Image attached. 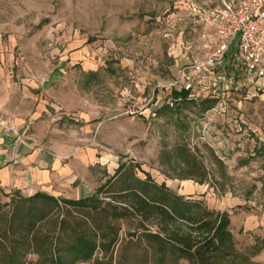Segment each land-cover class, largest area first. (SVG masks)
Masks as SVG:
<instances>
[{
    "label": "rangeland",
    "instance_id": "374dc122",
    "mask_svg": "<svg viewBox=\"0 0 264 264\" xmlns=\"http://www.w3.org/2000/svg\"><path fill=\"white\" fill-rule=\"evenodd\" d=\"M220 1L0 0L5 120L28 135L41 124L55 148L49 151L77 164L85 194L98 190L122 162L194 200L207 203L215 193L259 202L264 96L248 101L234 93L226 104L214 100L208 108L204 98L174 87L176 46L203 56L215 44V30L193 18L191 6L216 9ZM177 145L204 159L207 183L176 176L171 154ZM9 201L0 193V203Z\"/></svg>",
    "mask_w": 264,
    "mask_h": 264
},
{
    "label": "trees",
    "instance_id": "16d2710c",
    "mask_svg": "<svg viewBox=\"0 0 264 264\" xmlns=\"http://www.w3.org/2000/svg\"><path fill=\"white\" fill-rule=\"evenodd\" d=\"M213 103L204 102L208 108ZM171 158L180 180L208 182L209 167L188 146L177 145ZM138 171L136 164L121 162L80 200L3 194L10 201L0 203V264H262L255 260L257 250L236 244L229 213Z\"/></svg>",
    "mask_w": 264,
    "mask_h": 264
},
{
    "label": "built area",
    "instance_id": "2783aa9c",
    "mask_svg": "<svg viewBox=\"0 0 264 264\" xmlns=\"http://www.w3.org/2000/svg\"><path fill=\"white\" fill-rule=\"evenodd\" d=\"M191 15L215 30V44L203 56L176 46L171 56L177 64L174 87L193 98L221 101L234 93L245 100L262 95L264 80V0H224L223 7L191 6ZM0 130L13 129L0 107Z\"/></svg>",
    "mask_w": 264,
    "mask_h": 264
},
{
    "label": "crops",
    "instance_id": "0c3cea01",
    "mask_svg": "<svg viewBox=\"0 0 264 264\" xmlns=\"http://www.w3.org/2000/svg\"><path fill=\"white\" fill-rule=\"evenodd\" d=\"M220 2L218 9L223 7L224 0ZM176 73L175 80L178 70ZM260 83L264 88V80ZM263 96L264 89L262 95L257 98L261 99ZM228 100L229 98L227 102ZM12 129L11 132L0 130L1 194L12 196L20 193L29 198L37 193H45L69 200H80L91 196V193H84L83 182L75 176L77 164L73 161L67 163L60 153L49 151L55 148L50 147L49 142L42 135L41 124L35 125L36 133L33 135H28L27 131L21 133ZM86 162L89 161L86 159ZM70 192L73 195H70ZM204 193L203 191L202 194ZM211 194L214 198L207 199V206L230 214L231 230L237 245L239 247L245 245L257 250L255 260L264 264V193H261L260 201L256 203L253 200L240 198L235 200L219 197L215 193ZM211 194L208 193V196Z\"/></svg>",
    "mask_w": 264,
    "mask_h": 264
}]
</instances>
